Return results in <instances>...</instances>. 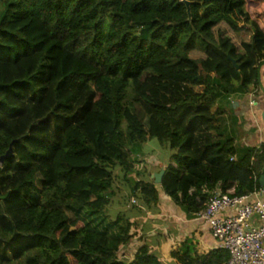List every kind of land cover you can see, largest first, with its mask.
<instances>
[{"label": "trees", "instance_id": "obj_1", "mask_svg": "<svg viewBox=\"0 0 264 264\" xmlns=\"http://www.w3.org/2000/svg\"><path fill=\"white\" fill-rule=\"evenodd\" d=\"M255 90L264 0H0V264H163L145 245L120 260L134 223L101 214L121 187L123 208L162 193L191 217L216 188L259 190L264 142L237 149L216 107ZM151 140L171 152L159 185L135 168ZM171 256L229 258L190 239Z\"/></svg>", "mask_w": 264, "mask_h": 264}, {"label": "crops", "instance_id": "obj_2", "mask_svg": "<svg viewBox=\"0 0 264 264\" xmlns=\"http://www.w3.org/2000/svg\"><path fill=\"white\" fill-rule=\"evenodd\" d=\"M216 107L220 109L218 116L221 122L220 131L223 135L234 139L237 149L258 147L264 142L262 118L264 93L255 90L247 95L231 96L227 101L219 102ZM148 143L150 144V141ZM148 152L149 154H143L141 157L139 155V157L145 159L144 156H148L145 177L154 180L153 175L151 176L152 169L158 167L163 169L168 162L162 160L161 154L157 155L152 150ZM157 189L160 190V187L157 186ZM124 191L127 195L128 191L125 189ZM254 200L264 203V191L261 186L259 190L249 195L246 202ZM115 205L119 206L118 203ZM120 208L125 210L124 213L134 223L136 230L133 240L119 252L120 260L132 261L137 249L145 245L163 264H180L171 256V253L186 239L192 240L195 252L199 255L218 249V243L210 233L209 224L194 216L191 217L162 193L158 204L151 208L145 206H139L135 210L129 207L120 206ZM235 213L236 209L232 208L224 210L220 215L234 216ZM162 237L164 240L161 239Z\"/></svg>", "mask_w": 264, "mask_h": 264}, {"label": "built area", "instance_id": "obj_3", "mask_svg": "<svg viewBox=\"0 0 264 264\" xmlns=\"http://www.w3.org/2000/svg\"><path fill=\"white\" fill-rule=\"evenodd\" d=\"M249 195L231 197L215 190L204 209L194 215L209 224L218 248L228 252L226 264H264V203L246 202ZM232 208L234 216L220 215Z\"/></svg>", "mask_w": 264, "mask_h": 264}, {"label": "rangeland", "instance_id": "obj_4", "mask_svg": "<svg viewBox=\"0 0 264 264\" xmlns=\"http://www.w3.org/2000/svg\"><path fill=\"white\" fill-rule=\"evenodd\" d=\"M220 30H223V31H226L227 33H228V35L232 38V39H234L235 40V42H236V44H238L239 42H240V40L242 39V40H248V37H249V35L248 34H246V33H244V34H242L241 35V37H237L236 35H234V34H232L230 31H228V29L227 28H224V26L222 27V28H220ZM215 32V34H216V31H214ZM258 99V98H257ZM219 123L221 124V122L219 121ZM151 144V145H150ZM150 144L148 143L147 145H146V149L144 150V154H149V150L151 151H154L155 152V154H157V155H160L161 154V157L163 158L162 160H164L166 163L167 162H169V155H170V150H168L167 148H161L159 145H158V142L156 141V140H151L150 141ZM157 155H156V157H157ZM145 157V159H143V161L142 162H144L143 164L139 161V162H136V164H135V168L136 169H138V170H141V169H144V170H147V168H148V164L146 163V161H147V159H148V156H144ZM138 159V158H137ZM160 170H161V168H153L152 169V173H151V176L152 175H154V174H157V173H159L160 172ZM147 175V172H145V176ZM148 177V176H147ZM120 194H125V191H124V188L123 187H121L120 188V190L119 191H117L116 193H115V195L111 198V201H112V204L110 205V206H108L107 207V209H106V211L104 210V213H102L101 215L102 216H106V217H108V218H111V219H115V217H116V214L119 212V209L121 210V208H120V206H117V205H115L116 203H118V199H120ZM126 199H125V201L127 202L128 201V196L126 195V197H125ZM129 200H130V198H129ZM116 201V202H115ZM115 202V203H114ZM114 203V204H113ZM119 204L121 205V206H125L124 205V203H122V202H119ZM68 215H69V219L71 220L72 219V217L74 216L72 213H68ZM102 219H100V218H96V219H93V221H92V225L94 224V225H97V226H101L100 224H102ZM108 221H109V224H111V231L110 232H112V234L115 232V230H117V227H118V224L117 223H115V222H111V220L110 219H108ZM162 240H164L163 239V237L161 238Z\"/></svg>", "mask_w": 264, "mask_h": 264}, {"label": "water", "instance_id": "obj_5", "mask_svg": "<svg viewBox=\"0 0 264 264\" xmlns=\"http://www.w3.org/2000/svg\"><path fill=\"white\" fill-rule=\"evenodd\" d=\"M184 2L186 4V6H187V11L190 14V12H189V2H186V1H184ZM258 81L260 83V78H259ZM262 118L264 120V111L262 113ZM11 155H12V150H11V148H9V150L0 158V163H2L4 161V159L8 158ZM163 174H164V169H161L159 173L153 175L154 183L156 185H159L161 183V179H162ZM259 184H260V186L262 187V189L264 191V174L260 177Z\"/></svg>", "mask_w": 264, "mask_h": 264}]
</instances>
